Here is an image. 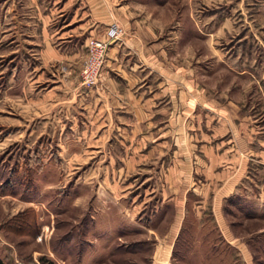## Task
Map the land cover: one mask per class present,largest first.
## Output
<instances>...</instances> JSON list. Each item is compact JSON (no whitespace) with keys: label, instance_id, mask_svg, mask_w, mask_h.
<instances>
[{"label":"rangeland","instance_id":"374dc122","mask_svg":"<svg viewBox=\"0 0 264 264\" xmlns=\"http://www.w3.org/2000/svg\"><path fill=\"white\" fill-rule=\"evenodd\" d=\"M53 1L0 0L4 264H41L42 257L56 264H264V148L249 154L248 171L222 201L223 223L211 204L182 206L173 188L147 176L144 161L118 170L117 160L107 168L108 155L94 141L84 144L87 152L68 154L64 147L73 140L39 130L31 107L17 98L13 70L25 51H16V35L31 24L35 5L46 11ZM146 1L165 3L163 18L182 19L186 33L197 28L200 66L210 64L205 80L240 102L239 113L264 141V0ZM210 50L216 56L207 62ZM84 53L82 63L87 47Z\"/></svg>","mask_w":264,"mask_h":264},{"label":"crops","instance_id":"0c3cea01","mask_svg":"<svg viewBox=\"0 0 264 264\" xmlns=\"http://www.w3.org/2000/svg\"><path fill=\"white\" fill-rule=\"evenodd\" d=\"M57 1L46 11L35 5L25 34L16 35V51H25L16 52L23 55L13 70L19 105L31 107L40 131L74 141L64 153H85L92 140L108 155L107 168L117 160L118 170L144 161L147 176L173 188L182 206L211 204L224 223L222 201L264 141L262 130L239 113L240 102L205 80L210 64L200 66L197 28L186 33L182 19L163 18L161 2ZM113 22L121 35L107 50L99 83L85 87L79 69L86 43L105 38ZM215 56L210 50L205 58Z\"/></svg>","mask_w":264,"mask_h":264},{"label":"built area","instance_id":"2783aa9c","mask_svg":"<svg viewBox=\"0 0 264 264\" xmlns=\"http://www.w3.org/2000/svg\"><path fill=\"white\" fill-rule=\"evenodd\" d=\"M121 27L113 22L106 28L105 38L91 37L86 43L87 55L79 71L80 83L91 87L98 83L104 67L107 50L110 44L116 42L120 35Z\"/></svg>","mask_w":264,"mask_h":264},{"label":"trees","instance_id":"16d2710c","mask_svg":"<svg viewBox=\"0 0 264 264\" xmlns=\"http://www.w3.org/2000/svg\"><path fill=\"white\" fill-rule=\"evenodd\" d=\"M41 264H56L53 260L46 259L44 257L40 258ZM0 264H4L2 258H0Z\"/></svg>","mask_w":264,"mask_h":264},{"label":"bare ground","instance_id":"6f19581e","mask_svg":"<svg viewBox=\"0 0 264 264\" xmlns=\"http://www.w3.org/2000/svg\"><path fill=\"white\" fill-rule=\"evenodd\" d=\"M80 149V148H79Z\"/></svg>","mask_w":264,"mask_h":264}]
</instances>
